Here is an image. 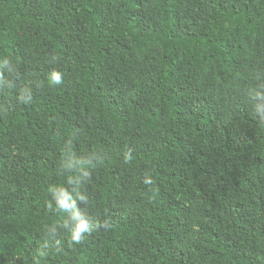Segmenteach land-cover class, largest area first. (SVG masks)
<instances>
[{
    "label": "trees",
    "instance_id": "1",
    "mask_svg": "<svg viewBox=\"0 0 264 264\" xmlns=\"http://www.w3.org/2000/svg\"><path fill=\"white\" fill-rule=\"evenodd\" d=\"M0 264H264V0H0Z\"/></svg>",
    "mask_w": 264,
    "mask_h": 264
},
{
    "label": "clouds",
    "instance_id": "2",
    "mask_svg": "<svg viewBox=\"0 0 264 264\" xmlns=\"http://www.w3.org/2000/svg\"><path fill=\"white\" fill-rule=\"evenodd\" d=\"M60 79V74L55 73L52 78V83H58ZM72 181H69L71 183ZM60 191H63V189H60ZM51 192L55 195L57 192L56 188H53ZM77 198L80 201H87V196H85L82 193H77L74 197L69 192H64L63 197L57 198V204H56V211L60 213H66L68 216V219L64 221L63 224H67L68 220L71 221V240L79 243L82 239V233L85 231L91 230L93 227H97L98 225L93 223L92 218L89 217V215L86 212H83L78 209L77 207ZM51 207V205H49Z\"/></svg>",
    "mask_w": 264,
    "mask_h": 264
}]
</instances>
